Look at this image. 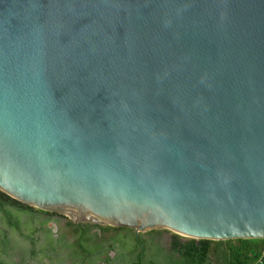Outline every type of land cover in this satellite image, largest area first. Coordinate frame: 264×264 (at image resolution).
<instances>
[{"label": "water", "instance_id": "95a60500", "mask_svg": "<svg viewBox=\"0 0 264 264\" xmlns=\"http://www.w3.org/2000/svg\"><path fill=\"white\" fill-rule=\"evenodd\" d=\"M0 192L264 238V0H0Z\"/></svg>", "mask_w": 264, "mask_h": 264}, {"label": "flooded vegetation", "instance_id": "af4514ba", "mask_svg": "<svg viewBox=\"0 0 264 264\" xmlns=\"http://www.w3.org/2000/svg\"><path fill=\"white\" fill-rule=\"evenodd\" d=\"M39 215L49 217V220L63 217L61 214L41 212ZM63 219V227L56 230L50 228L51 237L53 239V247L47 248V251H53L58 257L57 264L64 257V264H144L147 260L149 247L160 245L161 234L168 231L149 230L143 232H135L134 228L126 226L124 229L101 230V227H90L87 229L86 224H96L91 222H73L69 219ZM47 220V219H46ZM71 221L74 225H82L80 229L75 230L73 226H69ZM104 227H115L110 225H101ZM46 228V226H44ZM55 227V226H54ZM43 233V232H42ZM184 240V239H183ZM172 234L168 239L170 243ZM161 249L164 248L160 245ZM21 261V259H20ZM46 261V260H45ZM150 263V260H149Z\"/></svg>", "mask_w": 264, "mask_h": 264}, {"label": "rangeland", "instance_id": "374dc122", "mask_svg": "<svg viewBox=\"0 0 264 264\" xmlns=\"http://www.w3.org/2000/svg\"><path fill=\"white\" fill-rule=\"evenodd\" d=\"M62 216L63 217L59 216L58 218L49 220V217L45 215H39L38 211H25L14 206H4V208L0 210V260L5 264H57L56 262L58 257L53 254L51 255L50 259L48 258V261L46 263H44L45 261H43V252L47 250L49 242H54L52 237H49L51 233L48 234L46 231H41L40 227L43 225L42 220H45L44 226H46V228L48 229H54L55 231L53 232H56V230L63 227L62 218L69 219L65 215ZM7 217L17 222L18 225L16 227L9 226L6 221ZM31 230H34L33 235L31 233ZM151 230L168 232H166L164 235H160V237L162 236V238L160 239L159 244L164 248L161 249L160 245L158 244L153 247H151L152 245H150V253L146 254L147 260L144 264L170 263L173 258L177 257V255H173V253L168 250V239L171 234L175 233L166 229ZM29 235H31V237L34 236L35 240L31 241ZM180 237L182 239L181 241L188 239L187 237ZM32 249H34V254L31 256V254L29 253ZM62 259L63 260L61 262H67L65 261L64 257H62Z\"/></svg>", "mask_w": 264, "mask_h": 264}, {"label": "trees", "instance_id": "16d2710c", "mask_svg": "<svg viewBox=\"0 0 264 264\" xmlns=\"http://www.w3.org/2000/svg\"><path fill=\"white\" fill-rule=\"evenodd\" d=\"M14 206L25 211H41L34 209L24 203H21L0 192V210L4 206ZM44 212V211H41ZM7 223L11 227H16L17 222L7 217ZM45 220H42L41 231L50 234V229L45 228ZM69 226H73L75 230L81 228L82 225H74L71 221ZM87 229L90 227H101V230L107 229H124V227H104L97 224H86ZM18 228V227H17ZM34 230H31L32 235ZM51 237V234L49 235ZM31 241H34V236L29 235ZM50 240V238H49ZM181 237L177 234H172L170 250L173 258L167 264H264V238L257 239H229V240H208V239H193L188 238L181 241ZM53 243L49 242L47 248H52ZM31 256L34 254V249L30 251ZM0 264H5L0 260ZM135 264H138L135 263Z\"/></svg>", "mask_w": 264, "mask_h": 264}, {"label": "crops", "instance_id": "0c3cea01", "mask_svg": "<svg viewBox=\"0 0 264 264\" xmlns=\"http://www.w3.org/2000/svg\"><path fill=\"white\" fill-rule=\"evenodd\" d=\"M48 250V249H47ZM44 251L43 253V256H44V259L43 261H45L44 263H46L48 261V258L50 259L51 255L53 254L54 255V252L51 250V251Z\"/></svg>", "mask_w": 264, "mask_h": 264}]
</instances>
